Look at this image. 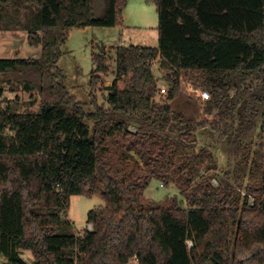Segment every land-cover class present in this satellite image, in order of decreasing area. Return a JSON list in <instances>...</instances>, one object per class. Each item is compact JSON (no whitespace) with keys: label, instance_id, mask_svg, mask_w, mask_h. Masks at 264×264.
I'll return each instance as SVG.
<instances>
[{"label":"trees","instance_id":"obj_1","mask_svg":"<svg viewBox=\"0 0 264 264\" xmlns=\"http://www.w3.org/2000/svg\"><path fill=\"white\" fill-rule=\"evenodd\" d=\"M153 1L159 46L116 48L109 107L92 93L88 112L58 67L62 47L75 28L121 26L128 0H0L2 10H28L24 22L7 20L4 29L18 22L30 45L42 48L40 59H0V76L14 75L40 96L38 112L0 104L6 264H29L26 252L32 264H126L134 256L139 264H264V0ZM93 62L92 91L111 72L105 49ZM184 72L203 80L212 96L204 110L217 109L215 120L198 121V104L182 92ZM160 80L168 92L157 101ZM207 125L237 157L220 177L211 148L189 147ZM113 143L143 164L117 165L108 156ZM201 165L207 175L195 182ZM153 179L174 181L188 207L177 196L144 204ZM72 196L104 200L89 213L92 231H73L66 218Z\"/></svg>","mask_w":264,"mask_h":264},{"label":"rangeland","instance_id":"obj_2","mask_svg":"<svg viewBox=\"0 0 264 264\" xmlns=\"http://www.w3.org/2000/svg\"><path fill=\"white\" fill-rule=\"evenodd\" d=\"M144 4H137L134 0H128V5L123 14V24L117 27H89L85 29H73L70 32L67 43L62 47V58L58 67L63 71L67 78L66 86L69 92L76 97L77 101L84 105V108L91 112L94 110L92 104L93 93L100 106L109 107L107 97L109 91L107 87L112 85L115 79V50L121 44L125 46H143L157 48L159 46V16L156 4L153 0H141ZM28 10L26 7L16 8L8 6L3 10L0 8V14L4 17L0 22V59L13 58H31L40 59L42 57V48L33 47L29 43V32L19 27L17 24H9L11 29H4L7 27L6 21L17 19L19 22H24L27 17ZM99 12H97V15ZM16 22V21H15ZM8 25V26H9ZM105 49L110 60V74L104 77L99 82L97 88L92 91L91 80L92 73L95 70L93 62L94 54H101ZM154 74L157 79L161 78V71L156 65L154 67ZM182 92L189 99L194 100L199 106L198 121L205 119L213 121L217 118V109L212 114H206L204 104L212 96L210 92L203 86V80L191 72H184L181 77ZM24 82L14 75L0 76V104L2 107L10 106L16 112H38L40 109V96L38 93L27 91L24 88ZM161 87L168 88L164 81H159ZM236 90L231 92L233 97ZM183 104H187L188 101ZM177 107L181 106L177 103ZM191 106V105H189ZM187 107V106H186ZM261 120H259L258 127ZM210 126L207 125L200 128L196 134V143L190 145L191 149H202L209 147L216 156L218 169L216 174L223 176L228 169V162L235 163L237 157L233 155L230 157L228 141L225 139L220 141L219 134H210ZM257 136L254 143L257 142ZM188 151V146L186 147ZM109 158L113 159L119 166H125L133 160L138 161L141 165L142 160L134 151H130L126 146L113 143L112 148L108 154ZM207 175L203 165L201 171L196 177L195 182ZM212 184L218 186V179H212ZM249 176L247 175L244 184H248ZM165 186L162 187L161 185ZM246 190L243 189V195ZM177 196L180 201H183V206L188 207L185 196L179 190L174 181H158L153 179L148 189L145 192L144 204L164 203L170 198ZM105 202L99 197H84L72 196L70 200V207L67 212L68 218L73 226V231L79 235L82 234L88 227L89 213L101 206ZM30 264L33 263V257L30 252H26ZM2 260L6 258L2 257Z\"/></svg>","mask_w":264,"mask_h":264},{"label":"built area","instance_id":"obj_3","mask_svg":"<svg viewBox=\"0 0 264 264\" xmlns=\"http://www.w3.org/2000/svg\"><path fill=\"white\" fill-rule=\"evenodd\" d=\"M167 92H168V88L160 86L159 92L156 95V100L160 101L164 96H166ZM130 129L132 131H136V128L133 126ZM161 186L164 187L165 185L162 184ZM254 202H255L254 198L250 197L249 198V204L254 205ZM87 230L92 231L93 226L91 224H88ZM188 245H189V247H191L193 245L192 241H188ZM126 264H139V259L137 256H134V257L130 258Z\"/></svg>","mask_w":264,"mask_h":264},{"label":"crops","instance_id":"obj_4","mask_svg":"<svg viewBox=\"0 0 264 264\" xmlns=\"http://www.w3.org/2000/svg\"><path fill=\"white\" fill-rule=\"evenodd\" d=\"M135 2H137V4H144V2L143 1H141V0H134ZM120 46H125V45H123V44H121ZM23 258L30 264V260L28 259V257H27V255H26V253H24L23 254ZM7 263V260H0V264H6Z\"/></svg>","mask_w":264,"mask_h":264},{"label":"water","instance_id":"obj_5","mask_svg":"<svg viewBox=\"0 0 264 264\" xmlns=\"http://www.w3.org/2000/svg\"><path fill=\"white\" fill-rule=\"evenodd\" d=\"M189 105H193V103L191 102V101H188V103L187 104H185L184 106H187V107H189ZM180 107V106H179Z\"/></svg>","mask_w":264,"mask_h":264}]
</instances>
